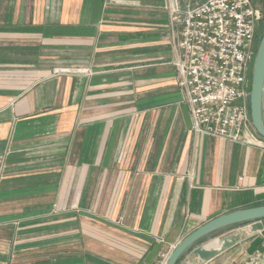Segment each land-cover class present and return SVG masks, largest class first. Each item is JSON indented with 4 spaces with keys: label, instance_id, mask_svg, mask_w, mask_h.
<instances>
[{
    "label": "crops",
    "instance_id": "obj_1",
    "mask_svg": "<svg viewBox=\"0 0 264 264\" xmlns=\"http://www.w3.org/2000/svg\"><path fill=\"white\" fill-rule=\"evenodd\" d=\"M166 5L0 0V264H148L156 244L155 260L264 205V138L185 126ZM256 249L264 219L177 264H242Z\"/></svg>",
    "mask_w": 264,
    "mask_h": 264
},
{
    "label": "built area",
    "instance_id": "obj_2",
    "mask_svg": "<svg viewBox=\"0 0 264 264\" xmlns=\"http://www.w3.org/2000/svg\"><path fill=\"white\" fill-rule=\"evenodd\" d=\"M175 81L187 108L190 131L239 142L253 129L250 79L261 11L252 0H166ZM264 99V94H263ZM168 254L152 264H165ZM242 264H264V249Z\"/></svg>",
    "mask_w": 264,
    "mask_h": 264
},
{
    "label": "water",
    "instance_id": "obj_3",
    "mask_svg": "<svg viewBox=\"0 0 264 264\" xmlns=\"http://www.w3.org/2000/svg\"><path fill=\"white\" fill-rule=\"evenodd\" d=\"M263 94H264V34L257 49L251 74L250 94H249V114L251 125L255 133L264 138V114H263ZM182 115L185 126L190 129V120L186 106H182ZM264 219V205L247 207L221 214L204 223L196 230L183 238L168 253L165 264H177L183 254L199 240L216 233L224 228L239 225L247 222ZM161 244H156L146 263L151 264L159 250Z\"/></svg>",
    "mask_w": 264,
    "mask_h": 264
},
{
    "label": "rangeland",
    "instance_id": "obj_4",
    "mask_svg": "<svg viewBox=\"0 0 264 264\" xmlns=\"http://www.w3.org/2000/svg\"><path fill=\"white\" fill-rule=\"evenodd\" d=\"M261 14H262V17H261V20L259 22L260 27L258 28L257 33H256V40H255V49H254L253 60H252V62L250 64L249 73H248V76H249V79L250 80H251V74H252V68H253V64H254L255 55H256L257 49L259 47L260 41L262 39V36L264 34V10L261 11Z\"/></svg>",
    "mask_w": 264,
    "mask_h": 264
},
{
    "label": "trees",
    "instance_id": "obj_5",
    "mask_svg": "<svg viewBox=\"0 0 264 264\" xmlns=\"http://www.w3.org/2000/svg\"><path fill=\"white\" fill-rule=\"evenodd\" d=\"M193 2L195 1H200V0H191ZM252 3L260 10L263 11L264 10V0H252ZM250 84H251V80H250ZM217 233V232H216ZM216 233H213L211 235H214Z\"/></svg>",
    "mask_w": 264,
    "mask_h": 264
},
{
    "label": "bare ground",
    "instance_id": "obj_6",
    "mask_svg": "<svg viewBox=\"0 0 264 264\" xmlns=\"http://www.w3.org/2000/svg\"><path fill=\"white\" fill-rule=\"evenodd\" d=\"M217 245V244H216Z\"/></svg>",
    "mask_w": 264,
    "mask_h": 264
}]
</instances>
